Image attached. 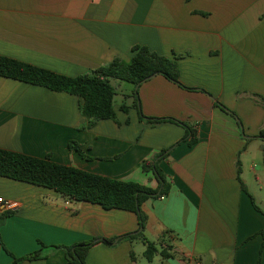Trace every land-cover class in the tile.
I'll return each mask as SVG.
<instances>
[{
  "label": "crops",
  "instance_id": "0c3cea01",
  "mask_svg": "<svg viewBox=\"0 0 264 264\" xmlns=\"http://www.w3.org/2000/svg\"><path fill=\"white\" fill-rule=\"evenodd\" d=\"M134 45L175 57L180 84L160 74L133 84L138 107L115 88L116 120L87 126L78 96L0 76V147L151 188L159 182L142 161L171 148L159 162L168 193L141 204L158 252L147 260L140 239L119 240L138 230L132 211L0 176V217L10 212L0 264L42 245L46 257L20 264H65L52 245L103 237L116 240L93 244L86 264H264V0H0V55L75 76L128 60ZM138 111L188 124L197 140Z\"/></svg>",
  "mask_w": 264,
  "mask_h": 264
},
{
  "label": "trees",
  "instance_id": "16d2710c",
  "mask_svg": "<svg viewBox=\"0 0 264 264\" xmlns=\"http://www.w3.org/2000/svg\"><path fill=\"white\" fill-rule=\"evenodd\" d=\"M178 73V63L175 57L161 55L142 45L132 47V55L128 60L116 56L107 64L75 76L59 74L49 69L0 55V76L78 96L81 99L79 110L87 118V126H91L99 120H116L114 109L116 89L111 83L112 79L139 85L151 76L160 74L180 84ZM129 96L134 97L138 107L137 89L127 95V97ZM260 101L264 104L263 98ZM121 108L127 111L125 104H122ZM138 113L140 119L151 123L167 120L182 124L185 127L186 134L181 140H188L189 144H193L197 140L196 130L188 124L172 118L146 117L141 112L138 111ZM68 147L83 155L82 146L76 141L70 140ZM170 149H161L154 157L142 161V169L152 171L157 178L159 182L157 188L61 164L51 160L49 155L35 157L1 147L0 176L53 189L67 200L87 201L97 203L105 209L117 208L134 212L138 217V230L135 233H126L119 236V240L140 239L145 245L144 257L151 260L158 250L154 243L149 241L143 233L146 217L141 210V204L147 198H155L168 193L171 186L170 181L166 179L165 174L160 169L159 162L168 156ZM240 171L238 160L237 179L242 189L246 190L240 178ZM254 206L257 210H260L255 203ZM9 213V211H6L1 214L0 223ZM262 233L264 234V230ZM115 240L116 238H93L70 245L56 244L52 247L63 250L66 259L65 264H86L87 252L93 244L98 241L112 244ZM43 248L46 247L42 245L40 249L34 252L21 257H14L10 264H20L23 260L44 258L46 254L43 253ZM159 254L163 258L171 256L165 250L159 251ZM130 255L135 260L134 253L131 252Z\"/></svg>",
  "mask_w": 264,
  "mask_h": 264
},
{
  "label": "rangeland",
  "instance_id": "374dc122",
  "mask_svg": "<svg viewBox=\"0 0 264 264\" xmlns=\"http://www.w3.org/2000/svg\"><path fill=\"white\" fill-rule=\"evenodd\" d=\"M111 83L114 85L115 88H117L118 90V95H116L115 100L119 101L120 99H122L121 96V90L123 91H128L132 93V90L134 88L133 84L130 82H126V81H122V80H118V79H112ZM119 83V85H118Z\"/></svg>",
  "mask_w": 264,
  "mask_h": 264
},
{
  "label": "built area",
  "instance_id": "2783aa9c",
  "mask_svg": "<svg viewBox=\"0 0 264 264\" xmlns=\"http://www.w3.org/2000/svg\"><path fill=\"white\" fill-rule=\"evenodd\" d=\"M161 198H164V196L161 195ZM4 205H5L6 207H8V208H11V207L15 206V204L12 203V202H10V201H4Z\"/></svg>",
  "mask_w": 264,
  "mask_h": 264
}]
</instances>
